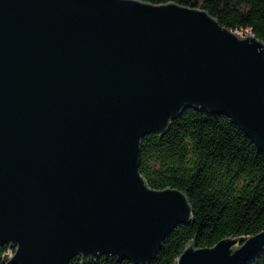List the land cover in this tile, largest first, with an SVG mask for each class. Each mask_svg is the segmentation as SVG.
<instances>
[{
    "label": "water",
    "instance_id": "obj_1",
    "mask_svg": "<svg viewBox=\"0 0 264 264\" xmlns=\"http://www.w3.org/2000/svg\"><path fill=\"white\" fill-rule=\"evenodd\" d=\"M187 107L264 150V41L169 1L0 0V245L11 264H147L192 220L186 194L140 174V139ZM264 229L176 264H244Z\"/></svg>",
    "mask_w": 264,
    "mask_h": 264
},
{
    "label": "trees",
    "instance_id": "obj_2",
    "mask_svg": "<svg viewBox=\"0 0 264 264\" xmlns=\"http://www.w3.org/2000/svg\"><path fill=\"white\" fill-rule=\"evenodd\" d=\"M177 2L207 10L235 32H252L264 41V0H145ZM140 174L147 185L182 190L191 205L192 220L176 225L147 264H176L191 241L197 247L228 236L245 238L264 229V150L225 114L194 107L183 109L159 135L140 139ZM13 249L0 245V264ZM68 264H136L105 257ZM244 264H264V245Z\"/></svg>",
    "mask_w": 264,
    "mask_h": 264
},
{
    "label": "rangeland",
    "instance_id": "obj_3",
    "mask_svg": "<svg viewBox=\"0 0 264 264\" xmlns=\"http://www.w3.org/2000/svg\"><path fill=\"white\" fill-rule=\"evenodd\" d=\"M237 33H239L240 35H244V34H246V32H237Z\"/></svg>",
    "mask_w": 264,
    "mask_h": 264
}]
</instances>
